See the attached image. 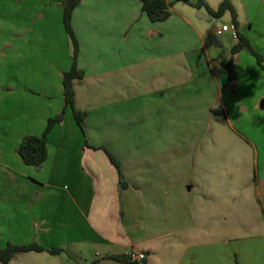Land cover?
Returning a JSON list of instances; mask_svg holds the SVG:
<instances>
[{
  "label": "crops",
  "instance_id": "1",
  "mask_svg": "<svg viewBox=\"0 0 264 264\" xmlns=\"http://www.w3.org/2000/svg\"><path fill=\"white\" fill-rule=\"evenodd\" d=\"M63 1L5 0L11 68L0 70V249L64 250L18 253L9 264H124L112 257L133 263L136 254L145 255L139 264H264V137L258 146L233 135L243 166L209 160L219 137L207 125H232L238 107L264 118V69L245 51L235 57V81L222 65L238 42L217 36L233 26L230 12L215 18L166 0L170 18L153 23L139 0H80L72 28L85 78L74 88L85 132L66 110L48 135L45 163H24V138L41 137L65 108L74 44ZM204 1L217 10L226 0ZM229 1L252 45L260 0ZM243 71L262 76L245 106Z\"/></svg>",
  "mask_w": 264,
  "mask_h": 264
},
{
  "label": "trees",
  "instance_id": "2",
  "mask_svg": "<svg viewBox=\"0 0 264 264\" xmlns=\"http://www.w3.org/2000/svg\"><path fill=\"white\" fill-rule=\"evenodd\" d=\"M139 2L142 5L143 12L147 14L150 21L153 23L167 21L171 16L169 8L174 5V3L168 4L166 0H139ZM177 2H184L196 9L205 8L209 12V14L215 18H221L225 15V13L230 12L232 15L233 25L236 27L237 30L240 27L238 14L229 0L224 1L217 10H213L204 0H197L196 2H192L191 0H177ZM80 4V0H64L62 4L64 11V27L74 44L73 67L69 72L63 74L65 108L61 114L49 119L47 128L41 137L27 136L22 141L17 152L24 161V163L29 166L41 167L47 160L48 135L52 132L56 125L64 121L66 110L70 109L72 111L74 118L81 131L85 132V122L88 117V114L76 108V92L74 88V83L76 81H80L85 78L84 71L80 70L77 65L79 44L72 28V15L76 8L80 6ZM237 39L238 42L232 49L230 60L228 62L222 63L223 67L228 71L230 81H235L236 79V72L234 69L235 57L239 55L242 51H248L256 59L258 65L264 69V58L252 48L249 39L239 33ZM107 154L112 164L115 165L120 172L121 186L126 187L127 184L123 182V177L120 171V165L110 153L107 152ZM32 251H48L52 255H59L64 252V250L62 249L47 250L44 247L35 244L30 246H16L13 244H8L6 248L0 249V262H2L3 264H9L10 261L18 253H27ZM112 259L122 262L124 264H139L137 262L131 263V257L129 255L113 256Z\"/></svg>",
  "mask_w": 264,
  "mask_h": 264
},
{
  "label": "rangeland",
  "instance_id": "3",
  "mask_svg": "<svg viewBox=\"0 0 264 264\" xmlns=\"http://www.w3.org/2000/svg\"><path fill=\"white\" fill-rule=\"evenodd\" d=\"M260 10L257 14V19L254 21L253 31L249 34V38L252 41V48L264 58V0H260ZM9 15L7 16L6 8H5V0H0V70L5 71L8 68H11V60L9 56H5V39L7 37V33L5 27L2 26L3 23L9 22ZM243 52V51H242ZM242 56H252L248 51H245ZM244 58V57H242ZM253 58V57H252ZM245 59V58H244ZM245 62L239 65V71L243 70V66ZM235 69V68H234ZM1 78V76H0ZM262 76L255 77L249 72L244 74L239 81L238 86V97L241 100V104L243 106L247 105L250 100V96L253 95L254 92L258 91L262 86ZM4 78H1L0 81H3ZM235 86V85H234ZM239 103V104H240ZM237 104V105H239ZM235 112L239 113L236 118L235 115L231 114L232 125L228 123L217 124V125H207L206 131L209 134L218 133V141L215 148V153L212 158L209 160L215 159L222 160L221 164H226L228 166H232L233 164H241L242 166L245 164L243 157H238L240 151H244V146L241 143H237L235 137H233L236 132L240 135L241 138H252L256 144L259 146L260 137H264V118L262 115L257 114L255 118L251 119L247 114H245V109L238 107L234 109ZM231 113H233L232 109H230ZM259 137V139H258ZM244 140V139H243ZM244 140V142L246 141ZM208 140H206L207 144ZM247 143V141H246ZM223 158V159H222ZM194 160V163L202 162V158H191ZM254 255L257 256L256 253Z\"/></svg>",
  "mask_w": 264,
  "mask_h": 264
},
{
  "label": "built area",
  "instance_id": "4",
  "mask_svg": "<svg viewBox=\"0 0 264 264\" xmlns=\"http://www.w3.org/2000/svg\"><path fill=\"white\" fill-rule=\"evenodd\" d=\"M227 33H229L234 39H237L238 37V30L236 29L234 25L233 26H223L220 30L217 31V36L221 37ZM132 258L136 262H141L145 259V255L136 254V255H133Z\"/></svg>",
  "mask_w": 264,
  "mask_h": 264
},
{
  "label": "water",
  "instance_id": "5",
  "mask_svg": "<svg viewBox=\"0 0 264 264\" xmlns=\"http://www.w3.org/2000/svg\"><path fill=\"white\" fill-rule=\"evenodd\" d=\"M38 169H40V167H38ZM142 263H144V262H142Z\"/></svg>",
  "mask_w": 264,
  "mask_h": 264
}]
</instances>
